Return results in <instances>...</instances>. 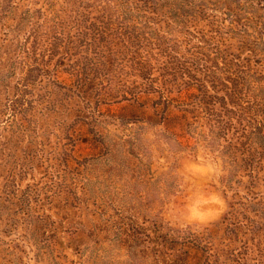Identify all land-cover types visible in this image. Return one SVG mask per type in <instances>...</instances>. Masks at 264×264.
<instances>
[{
	"label": "rangeland",
	"instance_id": "rangeland-1",
	"mask_svg": "<svg viewBox=\"0 0 264 264\" xmlns=\"http://www.w3.org/2000/svg\"><path fill=\"white\" fill-rule=\"evenodd\" d=\"M22 8L51 30L40 68L22 81L17 67L15 110L0 122V264H179L172 259L190 253L210 264H264V158L241 162L229 150L237 134L215 136L206 124L177 141L135 101L152 113L158 65L195 61L240 81L264 110V0H24ZM79 56L93 59L81 78L67 64ZM138 59L153 65V78L136 70ZM171 111L180 113L176 103ZM207 192L219 194L218 214L188 222V206Z\"/></svg>",
	"mask_w": 264,
	"mask_h": 264
},
{
	"label": "trees",
	"instance_id": "trees-1",
	"mask_svg": "<svg viewBox=\"0 0 264 264\" xmlns=\"http://www.w3.org/2000/svg\"><path fill=\"white\" fill-rule=\"evenodd\" d=\"M23 1L0 0V91L2 95L6 93L8 96V103L2 104L0 100V122L7 111L15 110L11 104L14 98L9 97L12 79L18 76L17 67L22 69L20 80L29 79L28 73L40 68V45L50 37L51 29H44V23L35 20L30 9H23ZM56 36L61 39L59 35ZM132 41L141 42V38L134 37ZM53 43L57 47L54 41ZM93 44L89 43L88 46ZM69 50L71 56H76L80 50L73 39L70 40ZM75 58L67 63L69 71L73 76L81 78V73L89 68L93 59L88 56ZM201 64L179 60L160 63L156 70H159L163 85L161 88L154 87L151 92L160 99L155 102L150 114L148 108L140 109L138 99H135L136 110L153 124H162L167 134L176 137L177 141L186 137L189 129L196 124H206L215 136H227L234 132L237 139L233 141L232 138L229 141L231 155L236 156L241 152V162L252 166V163L264 158V110H254L253 102L248 99L240 81L235 83L233 77L223 80L219 73L204 67L205 63ZM135 67L143 76L153 78V65L145 59H138ZM214 67L218 70L216 65ZM91 70L94 72L93 68ZM86 79L79 80L86 85L89 83V79ZM171 84L178 85L180 94L176 97L171 96ZM16 88L19 89L20 84H17ZM174 103L180 111L178 114L171 111V105ZM236 159L238 157H235ZM193 250V247L189 249L190 252ZM176 258L172 260L179 264H191L190 258L196 260L194 264H210L209 259L204 261L200 256L191 253L187 259Z\"/></svg>",
	"mask_w": 264,
	"mask_h": 264
},
{
	"label": "clouds",
	"instance_id": "clouds-1",
	"mask_svg": "<svg viewBox=\"0 0 264 264\" xmlns=\"http://www.w3.org/2000/svg\"><path fill=\"white\" fill-rule=\"evenodd\" d=\"M220 203L218 193L207 192L190 204L187 209L186 219L188 222L209 221L218 214L215 205Z\"/></svg>",
	"mask_w": 264,
	"mask_h": 264
}]
</instances>
